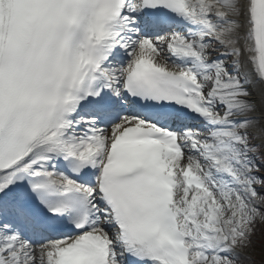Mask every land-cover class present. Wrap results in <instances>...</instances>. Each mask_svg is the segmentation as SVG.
Wrapping results in <instances>:
<instances>
[{"label": "snow or ice", "instance_id": "6c2138e0", "mask_svg": "<svg viewBox=\"0 0 264 264\" xmlns=\"http://www.w3.org/2000/svg\"><path fill=\"white\" fill-rule=\"evenodd\" d=\"M264 238V0H0V264H247Z\"/></svg>", "mask_w": 264, "mask_h": 264}, {"label": "rangeland", "instance_id": "374dc122", "mask_svg": "<svg viewBox=\"0 0 264 264\" xmlns=\"http://www.w3.org/2000/svg\"><path fill=\"white\" fill-rule=\"evenodd\" d=\"M261 254H263V256ZM261 258L264 259V238H262L258 232L257 236L254 237V245L253 249L251 250V258L247 262V264H259L257 259L261 260Z\"/></svg>", "mask_w": 264, "mask_h": 264}]
</instances>
